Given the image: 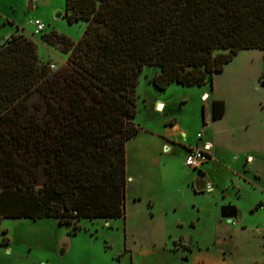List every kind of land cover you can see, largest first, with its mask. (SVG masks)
Listing matches in <instances>:
<instances>
[{
  "label": "trees",
  "instance_id": "obj_1",
  "mask_svg": "<svg viewBox=\"0 0 264 264\" xmlns=\"http://www.w3.org/2000/svg\"><path fill=\"white\" fill-rule=\"evenodd\" d=\"M64 17L87 23L76 42L41 38L69 69L50 70L32 38H0V221L53 218L76 232L82 219L124 216L143 69L158 68L149 81L160 91L204 85L239 51L264 50V0H65ZM40 86L38 116L22 102ZM224 111L213 99V120Z\"/></svg>",
  "mask_w": 264,
  "mask_h": 264
},
{
  "label": "rangeland",
  "instance_id": "obj_2",
  "mask_svg": "<svg viewBox=\"0 0 264 264\" xmlns=\"http://www.w3.org/2000/svg\"><path fill=\"white\" fill-rule=\"evenodd\" d=\"M64 6L65 0H0V14L7 22L0 25V35L10 30L32 38L39 60L47 62L50 70L69 69L68 53L61 52L59 44L51 45L41 38L52 30L74 42L81 37L87 23H68ZM58 11L63 16L55 18ZM35 19L44 24L39 33L30 23ZM157 71V67L148 66L139 76L134 122L157 133L164 119L175 118L184 129L178 135L180 139L191 141L197 140V132H204V125L213 124V130L208 128L206 134L214 132L219 137L214 143L218 157L202 164L207 173V190L193 193L184 187L201 174L184 166V149L173 145L170 151L163 152L170 160L166 167L148 169L129 163L128 173L135 182L130 183L133 186L129 188L123 217L82 219L76 232L72 225L58 224L53 218L2 219L0 264H264V50L239 51L202 86L172 83L160 91L149 81ZM41 89L40 86L22 102L28 113L43 115L46 106ZM159 94L168 105L164 112L152 113ZM213 97L225 104L226 115L221 120L214 121L212 112L210 119L207 117ZM140 136L154 135L142 132ZM135 158L140 162L138 155ZM138 168L148 172L147 179L152 181L149 186ZM160 182L170 192L166 196L151 191ZM136 191L158 201L162 196L167 202L179 204L173 217L182 220L181 225L175 227L173 219L162 222L165 217L163 211L160 215L158 202L150 208L145 197L133 199L131 193ZM222 206L237 207L235 222L220 217ZM151 212L158 216H151ZM214 221L228 228L235 224L236 228L234 232L226 231V227L217 230ZM177 233L182 236L173 239Z\"/></svg>",
  "mask_w": 264,
  "mask_h": 264
},
{
  "label": "crops",
  "instance_id": "obj_3",
  "mask_svg": "<svg viewBox=\"0 0 264 264\" xmlns=\"http://www.w3.org/2000/svg\"><path fill=\"white\" fill-rule=\"evenodd\" d=\"M2 22H3V18L0 14V25L7 23L6 21L3 23ZM3 32L0 35V38H3V39L9 38L13 33L10 30L7 32H5V31H3ZM160 95L161 94H159V96L154 100V102L152 104V113L157 112V109H156L157 104L161 103L163 105L162 109H161L163 112L168 105L167 101L163 98L162 95L161 96ZM207 98H209V97H207ZM213 99H218V98L213 97L212 100ZM212 100L209 102V105L207 108L208 119H210L211 112H212ZM225 115H226V108H225L223 116L219 119H216V120L223 119L225 117ZM212 122H213V120H212ZM211 125H213V124H211ZM211 125L208 123L206 125H204L205 128L203 130L204 132H202V134H203L202 138L197 139V140H193V141L180 139V136H178V135L183 133L184 129L180 126L179 122L175 118L169 119V117H167L166 119H164L163 125H162L163 128H161L160 131L158 130L157 133L152 132L150 129L141 128L140 132L135 137L128 140L125 144L126 174H127V183H126V188H125V202H126L127 197L130 196L129 188H131L133 186V185L130 186V183L132 181H133V183L135 182L134 176L133 175L130 176L128 173V166H129L130 162L135 166L140 165V166L148 168V169L159 168V167H161V165H162V167H166V166L170 165V160L168 158H166V156H163V152L164 151H166V152L170 151L172 149L173 145L182 147L184 149L185 155H186V152L190 147L201 148L204 143L210 144L209 159L208 160L211 161V160H214L215 158H217L218 155L216 153L214 143L217 142L219 137L216 136V134L214 132H212L213 133L212 135L206 134V131L208 130V128L212 129L213 126H211ZM172 129H174L175 133L172 132L173 131ZM142 132L146 133V135H154V136H140ZM198 133L199 132H197L196 134H198ZM135 154L139 156L140 162H138V160L135 158ZM248 158L250 159L251 157L249 156ZM246 159H247V155H246ZM202 166L203 165L200 166L197 173L199 172L201 174V176L208 182V179H206L207 173H206V171H204ZM137 171L143 177V179L145 181V185L149 186L151 184L150 182H152V181L147 179V175H148L147 173L148 172L145 170H141L139 168L137 169ZM137 187H139V186L137 185ZM184 187L187 188V190L192 191L193 193L204 192V191H202V192L195 191L194 182L193 183H186ZM151 191L156 192V193L161 194V195L163 194V196L164 195L166 196L167 193L168 194L170 193L166 190V185H164V183H162V182L157 183L156 187L154 189H151ZM131 194H132L131 196L133 197L134 200H136V199L142 200L145 197L147 204L150 208H153L156 205V203L158 202L157 204L161 209L160 215H161V212L163 211L162 215L165 217L162 220V222L165 223V222L173 219L172 223L175 227H179L181 225L182 220L177 219V218L175 219L173 217L174 213L176 212V210H178V206H179V204H177L175 201L174 202H172V201L167 202L165 200V198L162 197L161 195H160L161 198L158 201V200L151 198L150 195H143L140 191H136V193L132 192ZM151 216L156 217L158 215L151 212ZM191 222H193V221L191 220L190 224H191ZM212 223L213 224L215 223L214 226L217 230L220 228V229H222V231L224 229H227L226 231H233L234 232V230H235L234 228H236L235 224H233V226L231 228H228V227L224 226L222 223H219L218 221H214ZM193 224L195 225V222ZM163 225H164V227H166L165 224H163ZM224 227H226V228H224ZM217 233L219 234L221 232H217ZM179 236H182V235H178V233H177V234H175V236H173V239L176 237H179ZM203 258H204V256L202 257V259Z\"/></svg>",
  "mask_w": 264,
  "mask_h": 264
},
{
  "label": "built area",
  "instance_id": "obj_4",
  "mask_svg": "<svg viewBox=\"0 0 264 264\" xmlns=\"http://www.w3.org/2000/svg\"><path fill=\"white\" fill-rule=\"evenodd\" d=\"M30 23L33 25L34 28L33 31L35 33H39L44 29V24L38 19L30 21ZM202 136H203L202 132H199L197 134V139H201ZM209 150H210L209 143H204L201 148L190 147L187 150L183 161L184 166L188 169L198 170L200 166L209 159Z\"/></svg>",
  "mask_w": 264,
  "mask_h": 264
},
{
  "label": "water",
  "instance_id": "obj_5",
  "mask_svg": "<svg viewBox=\"0 0 264 264\" xmlns=\"http://www.w3.org/2000/svg\"><path fill=\"white\" fill-rule=\"evenodd\" d=\"M29 7H32V3L31 2L29 3ZM62 16H63V13L60 12V11H58V12H56L54 14L55 18H60ZM162 106L163 105L161 103H159V104H157L156 109L157 110H161ZM208 187H209L208 182L202 176H198L194 180V189H195V191L202 192V191L207 190ZM232 207H235V206H232ZM224 208H225L224 206H222L220 208V217L222 219H226L228 222H231V223L235 222V216H230V215L224 214V212H223ZM61 253H62V251H61Z\"/></svg>",
  "mask_w": 264,
  "mask_h": 264
},
{
  "label": "flooded vegetation",
  "instance_id": "obj_6",
  "mask_svg": "<svg viewBox=\"0 0 264 264\" xmlns=\"http://www.w3.org/2000/svg\"><path fill=\"white\" fill-rule=\"evenodd\" d=\"M224 214L230 215V216H235V221L238 218L239 215V211L237 209V207H232V206H227L224 208ZM219 215H220V210H219Z\"/></svg>",
  "mask_w": 264,
  "mask_h": 264
}]
</instances>
